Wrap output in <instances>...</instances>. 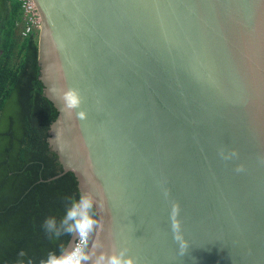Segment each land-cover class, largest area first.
Masks as SVG:
<instances>
[{
    "label": "water",
    "instance_id": "95a60500",
    "mask_svg": "<svg viewBox=\"0 0 264 264\" xmlns=\"http://www.w3.org/2000/svg\"><path fill=\"white\" fill-rule=\"evenodd\" d=\"M33 1L62 168L48 181L71 173L103 204L105 246L137 264H264V0ZM68 88L86 119L61 111Z\"/></svg>",
    "mask_w": 264,
    "mask_h": 264
},
{
    "label": "trees",
    "instance_id": "16d2710c",
    "mask_svg": "<svg viewBox=\"0 0 264 264\" xmlns=\"http://www.w3.org/2000/svg\"><path fill=\"white\" fill-rule=\"evenodd\" d=\"M21 27L17 1L0 0V264H39L66 247L71 237H49L43 222L79 196L71 173L48 181L62 172L47 143L57 111L39 81L38 33L21 37Z\"/></svg>",
    "mask_w": 264,
    "mask_h": 264
},
{
    "label": "clouds",
    "instance_id": "9594fccd",
    "mask_svg": "<svg viewBox=\"0 0 264 264\" xmlns=\"http://www.w3.org/2000/svg\"><path fill=\"white\" fill-rule=\"evenodd\" d=\"M54 91V90H53ZM61 111L71 114L75 112L78 119H86V112L77 111L83 104V98L78 89L68 88L60 96ZM238 154L233 150L229 156H221L228 160ZM243 165L236 168L237 172L243 171ZM167 196V193H165ZM103 204L99 202L91 192H83L78 197H67L63 202L64 214L57 218L49 216L43 222L46 235L59 239L62 236H70L75 239L65 247L61 246L58 252H49L47 257L41 259L39 264H137V258L129 255L128 247H117L112 245L106 247L100 239L103 231ZM179 205L173 204L170 213L171 229L173 239L179 246V255L184 256L187 244L179 233L177 217ZM19 257L26 256L24 251L19 252ZM18 264H24L21 259ZM27 264H33L28 260Z\"/></svg>",
    "mask_w": 264,
    "mask_h": 264
},
{
    "label": "built area",
    "instance_id": "2783aa9c",
    "mask_svg": "<svg viewBox=\"0 0 264 264\" xmlns=\"http://www.w3.org/2000/svg\"><path fill=\"white\" fill-rule=\"evenodd\" d=\"M22 13L21 37L39 33L41 19L33 0H16Z\"/></svg>",
    "mask_w": 264,
    "mask_h": 264
}]
</instances>
